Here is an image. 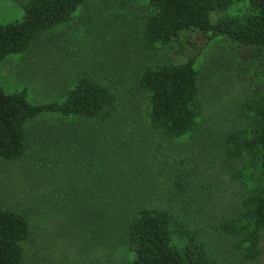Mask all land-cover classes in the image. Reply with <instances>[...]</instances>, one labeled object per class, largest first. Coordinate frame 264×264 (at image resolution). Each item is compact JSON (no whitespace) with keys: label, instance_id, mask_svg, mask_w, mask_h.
I'll return each instance as SVG.
<instances>
[{"label":"trees","instance_id":"obj_1","mask_svg":"<svg viewBox=\"0 0 264 264\" xmlns=\"http://www.w3.org/2000/svg\"><path fill=\"white\" fill-rule=\"evenodd\" d=\"M16 3L21 14L0 22V64L79 11L91 16L87 34L91 45L100 46L96 53L113 46V58L122 60L104 61L114 68L108 76L91 54L87 60L94 68L75 77L59 102L32 104L24 90L6 92L0 84L1 160L21 157L29 146L26 123L49 114L60 127L56 137L66 134L68 150L83 143L75 147V158L85 154L89 170L97 154L114 167L111 183L97 179L63 188L52 175L53 183L46 184L42 153L43 165L36 161L32 168L39 178L32 200L19 211L0 206V264L26 263L23 245L35 224L29 209L37 210L43 231L51 225L70 239L64 234L69 227L54 219L68 213L74 238L86 235L92 251L105 252L100 264H260L264 0ZM214 40L224 41L242 64L238 73L246 89L230 118L206 116L200 96L198 64ZM116 65L128 67L130 85ZM121 174L124 182L117 180ZM53 242L60 240L54 236Z\"/></svg>","mask_w":264,"mask_h":264},{"label":"rangeland","instance_id":"obj_2","mask_svg":"<svg viewBox=\"0 0 264 264\" xmlns=\"http://www.w3.org/2000/svg\"><path fill=\"white\" fill-rule=\"evenodd\" d=\"M86 1L93 3L96 0ZM16 5V0H0V22H8L21 14L20 7ZM79 12L81 13V11ZM80 13L67 24L40 33L32 40L24 53L10 54L3 59L0 64V84L4 91L24 90L32 104L59 102L64 98L63 93L72 86L71 82L75 77L87 74L92 67L94 68V64L88 62L87 59L91 54L96 53V49L100 46L90 44L91 36L87 34V30L93 25L90 14L82 12L84 15L81 16ZM127 18L129 20V17ZM108 47L110 49L106 48L104 55L96 53L94 58L102 61V71L111 76L114 74V68H107L103 66V63L116 54L113 53V46ZM121 60V57L116 56L111 61L115 63ZM199 62L200 96L204 102V114L210 118L222 114L225 115V118H230L232 108H235L246 89V84L238 73L242 68L240 59L231 53L224 41L214 40L202 54ZM116 67L120 71L118 73L115 70L117 75H121L120 77L127 75L126 81L130 85L132 75L126 74L128 67L124 65L120 68L118 65ZM40 120L49 123L45 124L44 121L41 123ZM55 122L49 114L29 120L26 123V129L30 134L29 146L24 154L13 161L0 159V206L14 207L19 211L32 200L36 194V187L32 185L34 184L33 180L39 179L33 171L37 169L36 161L41 166L43 165L41 161L45 160V157H41L42 153H47L46 184L51 185L50 183L55 181L58 184H64L63 188H75L81 184L90 185V182H97V179L98 182L111 183L113 181L110 178V174L114 170L111 162L106 161L100 155L98 157L97 154L98 158L90 159L93 165L89 170L88 158L85 154H81L82 157L79 159L75 158L77 155L75 147H81L83 143H77L74 148L68 150L66 134L61 133V137H56V133L60 132V127L58 128ZM109 148L108 145L105 150H109ZM67 154L71 156H67ZM122 162L121 160L119 166H122ZM68 165L72 166L73 172L69 170ZM54 167L55 175L50 173L51 168ZM49 176L53 177V182L49 183ZM126 177L121 174L117 180L124 182L127 180ZM71 183L74 186H71ZM229 195L231 196V194ZM29 210L30 219L35 224L29 240L23 245L25 264H82V261L85 264H91L92 259L93 264H100L105 261V256H102L105 252L101 248H96L95 251L91 250L93 248L89 243L88 236L79 235L74 238L75 229L70 225L72 219L68 213H62L55 216L54 219H60L63 226L69 227V230L64 234H69L70 239L60 236L63 234H58L51 225H48L43 231L42 224L38 221L37 210ZM54 236L60 240L58 245L53 242ZM261 245L263 253L260 257V264H264V241ZM114 258L116 261L118 260L115 256Z\"/></svg>","mask_w":264,"mask_h":264}]
</instances>
